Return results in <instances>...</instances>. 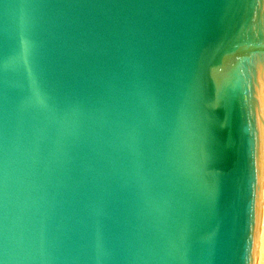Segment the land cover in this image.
<instances>
[{"label":"water","instance_id":"95a60500","mask_svg":"<svg viewBox=\"0 0 264 264\" xmlns=\"http://www.w3.org/2000/svg\"><path fill=\"white\" fill-rule=\"evenodd\" d=\"M264 0H0V264H251Z\"/></svg>","mask_w":264,"mask_h":264},{"label":"bare ground","instance_id":"6f19581e","mask_svg":"<svg viewBox=\"0 0 264 264\" xmlns=\"http://www.w3.org/2000/svg\"><path fill=\"white\" fill-rule=\"evenodd\" d=\"M251 264H264V98H263V176L258 212L255 247Z\"/></svg>","mask_w":264,"mask_h":264}]
</instances>
